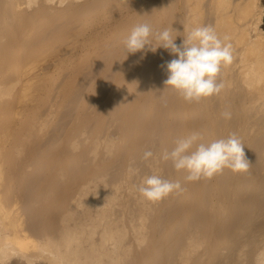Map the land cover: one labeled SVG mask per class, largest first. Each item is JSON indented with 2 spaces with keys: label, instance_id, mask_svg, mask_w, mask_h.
I'll list each match as a JSON object with an SVG mask.
<instances>
[{
  "label": "bare ground",
  "instance_id": "1",
  "mask_svg": "<svg viewBox=\"0 0 264 264\" xmlns=\"http://www.w3.org/2000/svg\"><path fill=\"white\" fill-rule=\"evenodd\" d=\"M26 4L0 0L4 264H264V0ZM144 22L178 46L196 25L230 36L224 89L187 103L164 84L176 54L125 58L121 41ZM193 133H235L249 171L186 181L160 156ZM153 173L185 190L142 203Z\"/></svg>",
  "mask_w": 264,
  "mask_h": 264
},
{
  "label": "clouds",
  "instance_id": "2",
  "mask_svg": "<svg viewBox=\"0 0 264 264\" xmlns=\"http://www.w3.org/2000/svg\"><path fill=\"white\" fill-rule=\"evenodd\" d=\"M69 2L70 0H46L49 6L59 8L65 7ZM72 2L80 3L81 0ZM39 3L40 0H27L26 7L31 10L38 7ZM174 40L169 29L157 30L144 22L133 26L121 43L125 58L128 54L144 50L146 46H150L151 51L163 48L176 54L175 59L167 62L168 76L164 84L185 102H199L202 98L218 95L225 87L223 80L218 81L221 69L231 65L234 59L231 37L221 36L210 25H196L187 30L179 46ZM222 116L230 119L231 113L225 111ZM200 139L199 133H193L178 140L171 151L162 152L160 160L171 161L176 171H186L185 180L189 182L211 180L226 168L240 174L249 171L250 165L245 157L243 143L235 133L230 134L227 139H216L207 144L198 143ZM73 151H78V145L73 146ZM152 156L151 151H145L143 159L147 160ZM127 171L133 176L138 174L139 169L130 163ZM184 190L179 181L163 179L156 173L143 178L138 186V193L144 204H155L173 192L180 194ZM4 250L0 249V257ZM0 264H4L2 259Z\"/></svg>",
  "mask_w": 264,
  "mask_h": 264
}]
</instances>
